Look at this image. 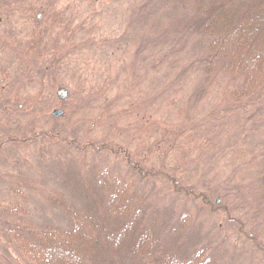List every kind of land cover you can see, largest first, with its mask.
I'll return each instance as SVG.
<instances>
[{"label":"rangeland","instance_id":"obj_1","mask_svg":"<svg viewBox=\"0 0 264 264\" xmlns=\"http://www.w3.org/2000/svg\"><path fill=\"white\" fill-rule=\"evenodd\" d=\"M11 1L0 8V264H28L4 232L12 201L36 225H67L53 198L78 199L58 142L72 130L116 147L82 149L89 163L107 159L127 178L129 153L150 169L131 189L182 250L209 247L204 264H264V98L234 103L228 74L196 70L199 35H176L192 0Z\"/></svg>","mask_w":264,"mask_h":264},{"label":"trees","instance_id":"obj_2","mask_svg":"<svg viewBox=\"0 0 264 264\" xmlns=\"http://www.w3.org/2000/svg\"><path fill=\"white\" fill-rule=\"evenodd\" d=\"M191 2L177 24L176 35L182 34L181 30L199 35L201 52L196 70L203 71L205 80L219 71L228 74L232 82L228 95L234 103L264 98V0ZM11 3V0H0V8ZM30 9L34 20L38 19V7ZM42 40L38 30H30V48H39ZM71 133V137L66 135L67 139L61 137L58 142L69 157L66 165L74 166L71 175L76 173L74 195L78 199L67 201L70 199L62 190L58 198H53L67 213V225H36L24 219L28 209L18 200L12 201L8 209L18 216L10 220L9 228L4 226V232L16 241L28 264H204L203 260L208 259L205 250L209 247H196L189 253L182 250L161 226L166 225L165 221L148 212L142 196H136L131 189L136 180L151 173L150 169L144 168L129 153H124L125 160L134 173L127 178L116 163L107 159L99 164L95 160L89 163L86 160L89 154L94 157L96 152L116 147L108 141L89 138L81 144L75 139L77 130ZM36 134L49 133L38 131ZM8 135V139H17L10 132ZM28 138L23 136L21 140ZM84 148L90 152L86 158L85 153H79ZM179 183L177 180L174 186L180 188ZM18 192L23 195L22 191ZM209 260L208 263L213 262Z\"/></svg>","mask_w":264,"mask_h":264},{"label":"water","instance_id":"obj_3","mask_svg":"<svg viewBox=\"0 0 264 264\" xmlns=\"http://www.w3.org/2000/svg\"><path fill=\"white\" fill-rule=\"evenodd\" d=\"M56 93L58 95L59 98L64 99L68 96V89L66 87L60 86L57 90ZM59 113H61V109L57 108L55 109L52 114L53 115H58Z\"/></svg>","mask_w":264,"mask_h":264}]
</instances>
